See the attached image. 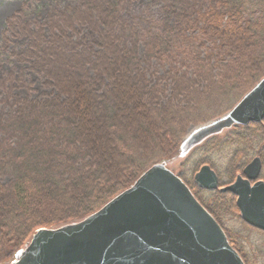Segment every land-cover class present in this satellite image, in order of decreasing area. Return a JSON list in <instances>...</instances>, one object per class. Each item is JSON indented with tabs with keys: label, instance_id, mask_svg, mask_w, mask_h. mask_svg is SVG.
Here are the masks:
<instances>
[{
	"label": "trees",
	"instance_id": "obj_1",
	"mask_svg": "<svg viewBox=\"0 0 264 264\" xmlns=\"http://www.w3.org/2000/svg\"><path fill=\"white\" fill-rule=\"evenodd\" d=\"M204 1L207 2L206 7L203 0H167L162 12L167 23L172 17L183 16V27L189 26V18H194L197 23L215 22L214 29L218 30L222 26L226 27V31L230 23L225 19L231 17L237 24L246 25L247 30H250V38L258 37L261 40L260 45L264 47V0ZM195 6H199L198 11L205 8V12L197 15ZM120 10L119 0H77L49 15L48 32L43 27L38 30L28 27L30 43L16 51L20 58H34V70L44 74L67 97V101H49L46 107L37 108L13 120V127L20 133L17 144H10L1 137L3 125L0 123V175L8 173L13 179L7 183L0 182V264H10L15 260L25 243L41 228L56 227L75 219H87L132 187L154 164L180 152L182 136L177 134V128L172 123L170 133L166 135H161V131L154 128L155 131H149L147 127L142 129V135L137 136H127V131L123 130L122 126L126 121L117 109L118 103L124 102L122 95L130 84L134 87L129 89H133L134 94L138 90L140 94L137 92V95L145 96L149 105L154 106L159 99L151 94V81L140 69L138 29L123 18ZM235 23L231 22L229 29L237 30ZM83 25L97 32L98 38L94 39V43L98 48L93 45V39L86 42L81 37L78 27ZM188 30H177V43L182 42L187 46L189 39L197 40L198 37L193 36L200 31L196 28V33H188ZM206 33L209 31H204L201 35ZM253 46V40L251 43L246 41L245 45L237 47L229 54L233 62L228 66H236V79L240 76L237 71H244L249 65L243 62L245 59L257 64L255 68L264 63V55H255ZM175 47L177 45L172 37L159 39L154 48L148 50L147 55L150 58L156 56L155 53L166 54ZM241 61L244 65L240 68ZM90 72L95 75L92 76ZM105 76L112 80L111 88L108 87L110 83L103 79ZM263 79L264 74L255 80L248 91L233 100L229 110ZM228 82L229 80L225 82L224 87ZM221 87L223 86L217 88L222 90ZM238 88L239 85H236L235 89ZM234 92L229 91L230 95ZM227 97L228 91L225 88V98ZM92 108L97 113L103 111L105 115L102 119L103 123L107 122L109 145L113 152L127 156L128 162H124L125 167L122 170L115 167L112 161L111 167H115L113 172L103 166L102 152L100 148L96 151L98 144L85 115ZM137 108H141V111L145 109L141 103ZM135 109L136 107H132V110ZM40 115H50L57 122L47 123L43 127ZM160 121L164 127L163 120ZM240 127L243 131L235 135L239 141L245 140L248 143L254 138L264 141V121L251 122ZM152 136L155 141L152 145L159 147L160 151L152 154L153 151L147 149L151 154L146 151L141 153L144 146L151 147ZM132 141L136 142L138 148L133 146L131 149ZM213 143L214 140L209 142L208 147L213 146ZM242 153L244 159L250 154L245 149L237 150L234 162L238 164L229 169L232 180L235 179V172H242L249 163L247 160L238 162ZM257 156L264 161V152L257 153ZM203 163L212 166L211 162L201 160L197 163V170ZM179 176L221 225L223 222L219 217L217 204L221 205L223 201L230 200L233 207L239 209L233 193L207 191L214 199L205 201L199 196L200 192L197 193L204 189L198 188L194 181L190 182L183 175ZM220 186L225 184L221 181ZM224 209H220V212ZM226 233L230 243L248 264L231 233L228 230Z\"/></svg>",
	"mask_w": 264,
	"mask_h": 264
},
{
	"label": "rangeland",
	"instance_id": "obj_2",
	"mask_svg": "<svg viewBox=\"0 0 264 264\" xmlns=\"http://www.w3.org/2000/svg\"><path fill=\"white\" fill-rule=\"evenodd\" d=\"M76 1L0 0V123L3 125L1 137L10 144H17L20 141V133L13 127V120L22 117L26 113H31L37 108L46 107L49 101L57 100L62 103L67 101V97L61 94L44 74L34 70V58H20L16 55V51L27 47L30 43L31 36L28 27L32 30L43 27L48 32L49 15L54 10ZM119 1H121L120 11L123 18L138 29L140 69L147 74L148 79L151 81V94L159 99V102L154 106L149 105L145 96H138L140 94L138 90L139 94L137 95V92L134 94L133 89H129L134 87L130 84L122 95L124 102L122 104L118 103L119 108L117 109L126 121L122 126L123 130L127 131V136H137L142 135V129L147 127L149 131L157 129L161 131V135H166L170 133L172 123L177 128V134L182 136L180 152L157 164H163L175 174L183 175L185 179L192 182L198 172L197 163L201 160L209 161L212 166L209 163L203 164L210 165L215 170L219 182L222 181L225 186L229 183L232 184L237 175L242 173L236 171L234 180L229 176V169L238 164L234 162L237 150L245 149L250 152L246 159H244V153H242L238 158V162L242 163L244 160L250 162L256 157L257 153L264 152V141L258 138H254L252 142L248 143H245V140L239 141L235 137L237 132L243 131L240 127L243 125L239 124H234L215 133L197 144H190V139L204 127L225 118L235 107L229 110L233 100L244 91H248L255 80L264 74V63H261V67L255 68L257 64L251 63L248 58L243 61L249 64L247 69L237 71L240 74L237 79L234 77L236 76V66L234 64L228 66L231 61L233 62V58L229 54L237 47L245 45L246 41L251 43L253 40L252 51L255 55L258 56L260 53L264 55V47L260 45L261 40L258 37L251 39L249 36L250 30H247V26L237 24L231 17L226 18L225 21L230 24L236 22L234 26L238 27L237 30L229 29L230 24L227 25V31L225 30L226 27L222 26L216 30L213 25L215 22L197 23L196 20L194 22V18H189L191 21L189 26L185 25L183 27V16L172 17L169 23L166 22L162 11L167 0ZM203 5L204 7L207 6V2L204 0ZM198 7L195 6L197 11ZM204 10L205 8L199 10L197 15L204 13ZM190 11L188 10V12ZM194 15L196 16V14ZM196 28L200 31L198 34H194L195 36L188 34V36H197L196 41H193L192 38L189 39L190 42L187 46L182 42L177 43V30L189 29L188 33H196ZM78 29L84 41L88 42L93 39V45L98 48L97 44L94 43V39L98 38L97 32L87 25L79 26ZM203 29L209 31V33L202 34L204 35L202 36ZM169 37L173 38L177 47L166 54L155 53L156 56L149 58L147 55L148 50L153 49L159 39H168ZM5 38H7V41ZM223 42L225 43L223 44ZM234 58L237 57L234 56ZM244 63L242 64L241 61L240 68ZM246 64L244 67H246ZM90 73L92 76L95 75L94 72ZM103 79L106 83H110L108 87L111 88L112 80L106 76ZM227 80L232 83L229 84L228 82L224 87ZM236 85H239L238 89H235ZM219 86H223L221 87L223 89L217 88ZM225 88L228 91L227 98H225ZM229 91L235 92L230 95ZM140 103L144 105L145 111L137 108ZM130 105L136 107V109L132 110ZM85 115L86 119L90 121L89 129L98 144L96 151L100 148L102 152L103 166L108 167V171L111 172L116 166L122 170L125 167L124 162L128 159L126 155L122 156L118 152H113L114 150L109 145L110 135L107 131V122L103 123L102 118L105 116L103 111L97 113L95 108H92ZM40 117L43 127L47 123L57 122L56 118L52 119L50 115H40ZM160 120H163L164 127H162ZM172 130L174 129L172 128ZM150 138L151 147L144 146L145 148L140 150L141 153L144 151L149 153L147 149L152 150V154L160 151L159 147L152 145L155 144L154 137ZM212 140H214L213 146L208 147V143ZM135 143L134 141L130 142L131 149L133 146L138 148ZM111 161L115 167H111ZM262 173L263 177L264 169ZM12 180V176L8 173L0 175L1 183ZM207 191L209 190L198 191L197 193L200 192L199 196H202L205 201H207L206 199L212 200V194ZM217 206L219 217L223 222L222 225L224 224V227L231 233L235 244L237 247L239 246L241 254L244 258L246 257L248 264H264V232L245 223L240 210L235 209L236 207H233L234 204L230 200H225ZM222 208L225 209L220 212ZM80 221L82 220L75 219L70 223L60 224L59 226L76 224ZM224 227L222 228L224 229ZM226 229H224L225 232ZM34 235L25 243L20 251V256L26 251ZM245 264L247 263L245 262Z\"/></svg>",
	"mask_w": 264,
	"mask_h": 264
},
{
	"label": "water",
	"instance_id": "obj_3",
	"mask_svg": "<svg viewBox=\"0 0 264 264\" xmlns=\"http://www.w3.org/2000/svg\"><path fill=\"white\" fill-rule=\"evenodd\" d=\"M264 121V79L222 120L190 139L197 144L234 124ZM263 163L254 158L245 177L220 188L210 165L194 176L197 187L237 196L242 219L264 231ZM11 264H245L221 224L180 176L153 165L129 189L76 224L40 229Z\"/></svg>",
	"mask_w": 264,
	"mask_h": 264
},
{
	"label": "flooded vegetation",
	"instance_id": "obj_4",
	"mask_svg": "<svg viewBox=\"0 0 264 264\" xmlns=\"http://www.w3.org/2000/svg\"><path fill=\"white\" fill-rule=\"evenodd\" d=\"M262 162H263V159H262ZM263 165H264V163H263ZM244 168H245V167H244ZM263 169H264V167L262 168V171H263ZM262 171H261V174H260V176H259V178H258L257 180H252V181H251L252 185H253L254 183H256L257 181H264V176L262 177V175H263ZM239 175L245 177V175H244V169H243V171H242L241 174H238V175H237V177H236V179L234 180V182L237 180V178H238ZM230 184H231V183L227 184L226 186H228V185H230Z\"/></svg>",
	"mask_w": 264,
	"mask_h": 264
}]
</instances>
